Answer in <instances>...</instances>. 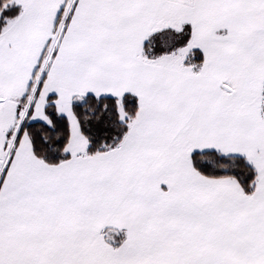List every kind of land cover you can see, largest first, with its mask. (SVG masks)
I'll list each match as a JSON object with an SVG mask.
<instances>
[{"label": "snow or ice", "instance_id": "6c2138e0", "mask_svg": "<svg viewBox=\"0 0 264 264\" xmlns=\"http://www.w3.org/2000/svg\"><path fill=\"white\" fill-rule=\"evenodd\" d=\"M0 264H264V0H0Z\"/></svg>", "mask_w": 264, "mask_h": 264}]
</instances>
